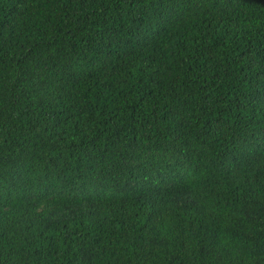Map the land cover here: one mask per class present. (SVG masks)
<instances>
[{"label": "trees", "instance_id": "1", "mask_svg": "<svg viewBox=\"0 0 264 264\" xmlns=\"http://www.w3.org/2000/svg\"><path fill=\"white\" fill-rule=\"evenodd\" d=\"M0 264H264V0H0Z\"/></svg>", "mask_w": 264, "mask_h": 264}]
</instances>
